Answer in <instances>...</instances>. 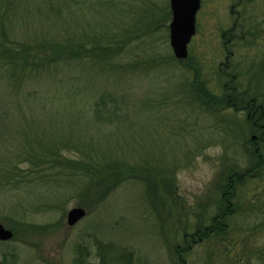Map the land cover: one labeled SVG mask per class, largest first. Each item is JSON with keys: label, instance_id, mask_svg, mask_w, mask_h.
<instances>
[{"label": "rangeland", "instance_id": "1", "mask_svg": "<svg viewBox=\"0 0 264 264\" xmlns=\"http://www.w3.org/2000/svg\"><path fill=\"white\" fill-rule=\"evenodd\" d=\"M8 2L0 0V23L4 19L8 27L7 39L0 34V165L16 162L26 151L25 132L41 130L66 142L62 156L93 155L105 167L116 161L126 179L102 202L90 194L92 186L88 193L71 180L68 174L75 171L67 168L47 171L45 178L31 174L26 187L25 180L0 187V223L14 233L0 240V264H79L81 254L84 264H261L248 251L264 245V167L261 177L236 185L235 199L245 210L227 218L224 237L193 242L182 263L174 249L183 245V234L211 223L228 173L254 162L251 135L260 136V128L251 129L245 120L247 109L201 108L190 94L195 74L188 65L201 70L215 94L225 92L234 71L241 75L240 91L264 94V65L258 64L251 83L241 69L246 62H264V0H201L188 60L176 59L169 43L170 0H121L119 8L101 10L76 0ZM236 19L251 34L226 43ZM240 29L234 33H243ZM101 32L111 39L123 34L111 43L123 50L118 62L103 64L80 54L49 74L19 73L20 63L3 49L10 46L20 55L58 39L77 48ZM230 51L234 68L227 69ZM100 97L111 111L97 116ZM21 110L34 113L32 123ZM262 139L252 141L264 155ZM75 206L86 215L69 226L67 212ZM102 254L109 257L106 263Z\"/></svg>", "mask_w": 264, "mask_h": 264}, {"label": "trees", "instance_id": "2", "mask_svg": "<svg viewBox=\"0 0 264 264\" xmlns=\"http://www.w3.org/2000/svg\"><path fill=\"white\" fill-rule=\"evenodd\" d=\"M9 0H4L6 4H9ZM81 1L88 4L90 8H92L93 4L94 7H99V10L103 9L106 6H112L119 8L121 5V0H76ZM4 20V19H3ZM0 23V34L7 39L8 38V27ZM251 34V32H249ZM94 38L86 37L88 40V43L91 42L90 45H78L77 48L75 47L76 44L72 45L69 40L66 41V39H58V40H51L47 43V46H41L40 49H37V51L31 50V48H25L23 49L24 53H21L20 55H15L14 50L10 46H3V49L6 52H9L13 55L14 59H16V63H20L19 67V73L20 71H28L36 70L38 73H41L40 75L44 74L45 72L49 74L50 72L57 69V67H60V64L66 61H69V59L78 58L77 56H84L83 58H93L95 61L101 62L103 64H107L108 62L113 61L115 58L118 62V56L120 55L121 47L117 44H111L112 40L114 38H117V40H120L123 38V34H115L112 37H105V33L101 32L96 37V34L93 35ZM109 41L108 42H105ZM115 41V40H113ZM70 42V43H68ZM87 43V42H86ZM24 47H27L26 44H23ZM48 47L50 49V52L48 55H46L43 52L42 48ZM78 48L80 50H78ZM33 51V52H32ZM81 54V55H80ZM30 56H34V59H39L40 63L36 60H31ZM38 56V57H36ZM81 56V57H82ZM172 56V55H171ZM170 57V56H169ZM173 58V57H172ZM171 59V58H170ZM173 60H175L173 58ZM188 60V59H187ZM261 61V60H260ZM189 62V61H188ZM252 62V61H251ZM249 63V62H246ZM121 64V63H120ZM239 65L242 66L244 62H238ZM251 64H255L252 62ZM17 65V64H16ZM122 65V64H121ZM190 70H192L195 74L194 81H192V86L190 87V94L195 102L199 104V106L203 109L209 110L211 107L215 106L217 107V110L223 109V106L228 107H234L235 111L238 110H246L249 109H255L256 110V118L257 114L260 116V122L257 120L253 121L251 117H248L245 113V120L247 122H251V129L252 127H258L260 126V130L262 129V125H264V94L256 93L254 91H250L248 89H242L240 91V81H241V75L239 72L234 71L235 73H232L231 78L229 81L225 82L223 85V90L225 92H222L221 94H215L209 90L206 85L205 81L202 77L201 70L196 69L195 65H193L191 62L188 65ZM240 66V67H241ZM254 65V67H250L249 74L247 72H242L244 74H248L250 83L252 82V79L254 80L255 75V69H257V66ZM124 68V67H123ZM231 68L232 67L231 65ZM247 69L245 65L241 67V69ZM18 70V69H17ZM15 70L14 73L17 72ZM223 70L226 71V69H221L220 74ZM239 81V82H238ZM228 85V88H227ZM250 87V86H249ZM252 92V93H251ZM31 94V93H30ZM28 94V95H30ZM35 94V93H34ZM35 96V95H32ZM260 97L262 98V101L260 100ZM41 98H36L32 101H27L26 105L31 106V103H36V101L40 100ZM259 105L254 106L253 101L259 102ZM112 102V101H111ZM221 106V107H220ZM95 112L97 116H100L103 112H110L111 107L107 105L105 99L103 97H100L98 101L95 103ZM26 110V109H25ZM218 110V111H219ZM33 113V112H32ZM28 114L26 111L21 110L20 114H23L26 117V123H32L31 118H36L34 116V113ZM0 111V115H1ZM28 114V115H27ZM102 116V115H101ZM262 118V119H261ZM258 121V122H257ZM43 135H42V134ZM261 135V134H260ZM261 138V137H260ZM24 149L26 150L16 162L12 160L11 163H9L10 159L8 160L7 164L0 165V176L2 177V183L0 184V187L4 186L6 188V185L9 184L10 186H17L20 185L21 181L25 180L24 187L28 186L30 184V180L26 179L29 175L40 174V178L47 175V171L51 172L55 169H68L69 171H75L72 174H68V176L72 177L71 180H79L81 185V189H86L89 193V187L92 186L93 189L90 191V194H93V196H96L98 202H102L109 194L110 192L117 187L120 182L125 178L124 172L122 170H119L117 167L116 161H112L105 167L104 165L100 163L99 160H97L96 157H93V155H87V158H70L67 156H62L60 154V149L62 147L68 148V145L65 144L66 142L57 139L56 138H48L45 131L41 130H34L32 133L30 130L24 133V138L22 139ZM250 142V138H249ZM253 147L255 149L253 150V156L255 157L254 162L247 167L246 169L242 170L241 172L238 171H230L228 173L227 181L222 186V193H221V203L219 204V210L215 216H213L212 221L209 225L202 227L201 229H196L195 232L192 233H185L183 234V245L175 246V253L178 256V260L181 262L183 259V253L190 250L191 245L193 242H198L199 240H206L208 237L212 235L222 236L224 237L226 233V220L227 218H230L233 214H235L237 211L245 210L240 205L239 200H236V185L238 183H241L246 178L251 177H261L260 172L262 171V167H264V155L261 153L260 149L256 147V142L252 141ZM251 144V143H250ZM86 155V154H85ZM86 159V160H85ZM25 162H28V165L23 166L22 164H26ZM109 168V169H108ZM23 173V175H21ZM99 178V179H98ZM98 179V180H97ZM94 181H96L94 183ZM147 182V181H146ZM166 187H172V181L168 180L165 184ZM149 189V186H147ZM80 205H83L82 203H79ZM250 205H253L252 203ZM249 205V206H250ZM253 206L248 207V209L253 208ZM247 210V209H246ZM86 246V245H85ZM79 248H84V245H80ZM254 252L255 256L261 261V264H264V245L261 247H255L251 251H248V254ZM77 260L80 261L79 264H84L85 258L84 254H81L77 256ZM103 263H106L107 260H109V257L105 254H102ZM107 257V258H105ZM82 261V262H81ZM182 263V262H181Z\"/></svg>", "mask_w": 264, "mask_h": 264}, {"label": "water", "instance_id": "3", "mask_svg": "<svg viewBox=\"0 0 264 264\" xmlns=\"http://www.w3.org/2000/svg\"><path fill=\"white\" fill-rule=\"evenodd\" d=\"M200 7V0H170L172 18L169 23L170 45L177 58L188 56V43L195 33V14ZM86 210L75 206L67 212V224L73 226L84 217ZM13 235L11 229L0 223V240H9Z\"/></svg>", "mask_w": 264, "mask_h": 264}, {"label": "flooded vegetation", "instance_id": "4", "mask_svg": "<svg viewBox=\"0 0 264 264\" xmlns=\"http://www.w3.org/2000/svg\"><path fill=\"white\" fill-rule=\"evenodd\" d=\"M237 3H241V0H239V2H237ZM232 6H235V5H232ZM232 8V7H231ZM231 12H234L232 9H231ZM236 14L237 15H240L241 14V16H242V13H239L238 11L236 12ZM241 21V20H240ZM240 21H238V19H236L235 21H233L232 22V24H231V27L228 29V31H229V35H228V37H227V40H226V43H231L232 41H233V39H235L236 38V41H238V42H240V41H244L245 40V38H246V36L247 37H249V35H250V33H245L244 32V26H243V21H242V24H240V27H239V22ZM245 22V21H244ZM241 28V29H240ZM238 29H240L241 30V32H243V33H241L240 35H237L238 33H234V31L235 30H238ZM262 37H264V36H262ZM231 38H233V39H231ZM227 50V49H226ZM227 52H228V50H227ZM230 56H232V51H230L229 52V54H227V59H226V62H225V67L228 69V67L230 68L231 67V63L229 62V57ZM252 62H249V64H247L246 65V67H247V70H246V72L247 73H249L250 71V67H254V65H258V64H263L264 65V62H261L260 61V59H258L257 61H255L254 63L255 64H251ZM255 66V67H256ZM227 88H228V85H227ZM253 105L254 106H256L255 105V101H253ZM257 105H259V104H257ZM260 106V105H259ZM234 108V107H233ZM246 115L248 116V117H251L252 119H253V121H255L256 119H258L259 118V115L257 114V118H256V110L255 109H249L247 112H246ZM258 127H260V126H258ZM258 127L256 126V128H257V130H258ZM260 136H257V135H255V134H252L251 136H252V138H253V140H257V138H259V137H262V138H264V128L262 127V129L260 130ZM262 138H260L261 140H263Z\"/></svg>", "mask_w": 264, "mask_h": 264}]
</instances>
